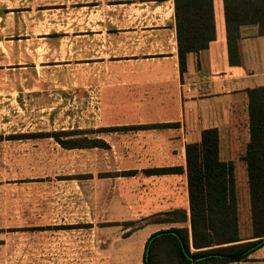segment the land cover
Returning a JSON list of instances; mask_svg holds the SVG:
<instances>
[{
  "label": "crops",
  "instance_id": "obj_1",
  "mask_svg": "<svg viewBox=\"0 0 264 264\" xmlns=\"http://www.w3.org/2000/svg\"><path fill=\"white\" fill-rule=\"evenodd\" d=\"M175 3L176 0H0V28L31 23L42 29L35 37L36 49H42L37 50V58L42 53L40 67L53 66L54 71L61 72L55 67L67 66L68 72H77L73 65L82 61L90 78L87 82L99 86L102 111L109 110L115 123L122 121L111 130L124 133L125 139L127 134L132 138L130 144L115 149L132 166L122 168L114 181L117 191L111 202L104 182L100 187L86 182L84 227H75L77 224L69 220L74 213L67 212L64 221L37 230L38 251L78 253L84 264H144L146 252L150 264H264V243L244 260L196 262L181 254L173 235H154L182 228L183 223L149 222L134 230L121 225L123 221L184 210L190 252L204 250L192 245L185 146L199 141L203 129L217 127L220 159L232 160L237 142L249 137L246 89L264 85V35L259 34L255 24L241 26L239 62L230 63L222 0H213L214 39L199 53H188L185 68L180 70ZM22 39L31 37L25 34ZM4 46L0 51L8 58L12 44L5 40ZM18 54L35 61L29 52ZM3 137L1 142L13 140L9 135ZM163 168L181 170L150 171ZM51 184L54 188L61 185ZM81 185L76 183L75 187ZM73 199L76 197L70 198ZM94 199L100 206L96 222ZM110 203L115 205L111 217L109 211L102 213ZM125 205L133 206V215L125 216ZM250 206L246 183L239 197L240 242L264 238V216L251 213ZM66 208L75 210L71 203ZM2 238L0 244L11 250V232L0 230Z\"/></svg>",
  "mask_w": 264,
  "mask_h": 264
},
{
  "label": "rangeland",
  "instance_id": "obj_2",
  "mask_svg": "<svg viewBox=\"0 0 264 264\" xmlns=\"http://www.w3.org/2000/svg\"><path fill=\"white\" fill-rule=\"evenodd\" d=\"M38 32L42 29L31 23L0 28V48H5V40L13 48L8 58L0 51V137L13 138L0 141V230L11 232L14 242L11 250L0 244V264H84L78 253L38 251L37 230L64 221L67 212L74 213L69 220L77 224L75 227L83 228L86 182L99 187L104 182L111 202L117 191L114 181L122 168L132 166L115 149L130 144L132 138L127 134L125 139L124 133L111 130L122 121L115 123L109 110L102 111L99 86L87 82L90 78L82 61L73 65L77 72H68L67 66L55 67L61 72L54 71L53 66L40 67L42 53L37 58V50L42 49H36L35 38ZM25 34L31 39L23 40ZM20 51L29 52L35 61L27 55L19 56ZM44 51L47 54V47ZM235 180L238 197H242L247 173L239 161ZM53 182L61 185L54 188ZM68 183L71 185H62ZM76 183L82 187L76 188ZM73 186L76 189L67 188ZM73 197L76 199L70 200ZM70 203L75 206L74 212L66 208ZM98 207L94 199V222ZM105 207L102 213L109 211L111 217L115 205ZM123 212L127 216L135 211L125 205ZM160 214L123 221L121 225L134 230L149 222L170 223L167 220L174 217Z\"/></svg>",
  "mask_w": 264,
  "mask_h": 264
},
{
  "label": "trees",
  "instance_id": "obj_3",
  "mask_svg": "<svg viewBox=\"0 0 264 264\" xmlns=\"http://www.w3.org/2000/svg\"><path fill=\"white\" fill-rule=\"evenodd\" d=\"M175 4L179 66L183 70L187 54L199 53L215 37L214 4L213 0H176ZM222 6L229 61L238 63L240 27L255 24L259 34L264 35V0H222ZM246 94L249 137L245 141L237 140L232 160L220 159L217 127L203 129L199 141L185 146L192 245L196 249H205L190 252L184 210L160 214L174 216L167 221L183 223L182 228L161 230L154 235H173L178 240L181 254L188 260L240 261L264 243V238L240 242V208L235 180L238 161L244 164L247 173L251 213L264 216V85L248 88ZM177 170L181 169L150 171ZM221 244L226 245L214 246ZM144 264H150L147 252Z\"/></svg>",
  "mask_w": 264,
  "mask_h": 264
}]
</instances>
